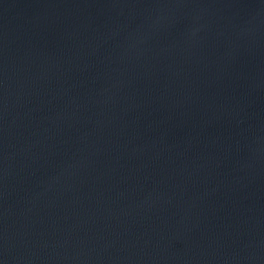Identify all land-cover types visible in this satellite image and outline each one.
I'll use <instances>...</instances> for the list:
<instances>
[{
    "label": "water",
    "instance_id": "water-1",
    "mask_svg": "<svg viewBox=\"0 0 264 264\" xmlns=\"http://www.w3.org/2000/svg\"><path fill=\"white\" fill-rule=\"evenodd\" d=\"M0 264H264V0H0Z\"/></svg>",
    "mask_w": 264,
    "mask_h": 264
}]
</instances>
